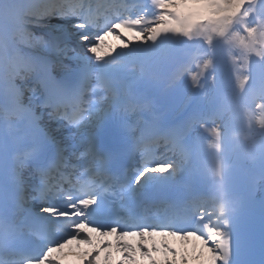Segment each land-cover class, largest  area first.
Returning a JSON list of instances; mask_svg holds the SVG:
<instances>
[{"label": "snow or ice", "instance_id": "obj_1", "mask_svg": "<svg viewBox=\"0 0 264 264\" xmlns=\"http://www.w3.org/2000/svg\"><path fill=\"white\" fill-rule=\"evenodd\" d=\"M146 11L142 0H0V264H59L73 241L94 249L86 264L113 247L119 264H158V251L163 264H264V176L231 211L209 206L193 159L203 110L163 98L171 50L157 41L175 29L146 26Z\"/></svg>", "mask_w": 264, "mask_h": 264}, {"label": "bare ground", "instance_id": "obj_2", "mask_svg": "<svg viewBox=\"0 0 264 264\" xmlns=\"http://www.w3.org/2000/svg\"><path fill=\"white\" fill-rule=\"evenodd\" d=\"M212 3L215 4L213 10L206 9L201 16H197L200 18L206 16L199 26L191 21L195 15L199 14V12L197 14L192 12L195 4L191 3L189 8H185L184 16L180 13V16L175 14L174 18L169 21L167 27L175 30L160 35L157 44L171 50L168 62L161 71V88L179 78L186 66L192 68L182 81L181 89L179 87V91L167 93V101L176 109L182 108L190 104L193 99L192 94L198 87L206 89L203 99L206 114L210 99L227 101L228 108L224 112H218L219 117H223L213 120L211 116L210 119L214 122L211 127L201 125L200 128L202 132L206 127L211 131L215 130L220 137V145L224 147L230 148L229 140L232 142L230 137L237 136L239 151L233 152V155L236 154L240 159L243 158L245 167L249 170L255 169L264 176V142L261 139L264 119L261 110L253 104L256 88L264 87V75H261V69H264V54L259 52V46L255 44H249L245 54L241 51L236 52L233 47L234 35L239 33L240 39H244L246 22L249 20L244 13L252 11L257 0H215L209 4ZM204 4L202 3V6ZM258 17L264 18L263 14H259ZM254 19L257 17L252 18ZM180 39L188 40L185 46H180ZM200 80H202L201 84H199ZM217 84L219 86L214 87ZM234 115H236L235 129L228 132L224 128L225 119L231 122ZM246 136L252 137V141L247 142ZM230 162L233 164V159ZM99 239L107 240L96 236L94 242ZM157 240L160 241V238L157 237ZM112 243L114 244V241ZM168 243L176 246L177 249H182L180 241L169 239ZM187 247L191 249V244ZM93 250L90 246L76 249L74 253L63 250L58 252L57 260L59 264H70L71 260L73 264H86L90 257L85 253H92ZM102 252L105 257L103 264L119 263L121 254L117 253L115 247ZM110 252L115 256L109 257ZM113 260L116 262L112 263ZM96 264L101 263L96 259ZM141 264H145L144 260Z\"/></svg>", "mask_w": 264, "mask_h": 264}, {"label": "rangeland", "instance_id": "obj_3", "mask_svg": "<svg viewBox=\"0 0 264 264\" xmlns=\"http://www.w3.org/2000/svg\"><path fill=\"white\" fill-rule=\"evenodd\" d=\"M213 1H215V0H174L172 3H170L168 5V7L165 8V10L163 11V14H162V16H167L168 19L167 20H161L160 19V21L156 22V24H154V25L159 26V25L163 24L166 26V22L168 20H170V18H171V13L174 16V14L176 12H178L184 16L185 8L186 7L189 8L191 3L195 4V7L193 8L192 12H194L196 14L199 12V14L197 16H201V14H203L206 9H213L215 4H213V3L209 4L210 2H213ZM202 3H205L206 5L202 6ZM263 5H264V0H258L257 4L255 6L256 10L258 11V8H261ZM170 8H171V10H169ZM202 19L203 18H194L193 19L194 25H199L201 23ZM255 26H257V27L260 26V28H261V30H258L259 35H257L256 33H248L246 41H243V42L238 41V43H236L237 49L244 51L245 50V43L250 42V40L252 39V40H254V42L261 43L262 46L260 47V49L262 51H264V23L260 24V25H255ZM252 27H254V25H252V21H250L248 23V30L252 29ZM258 36H260V37H258ZM181 44H180V46H182Z\"/></svg>", "mask_w": 264, "mask_h": 264}]
</instances>
